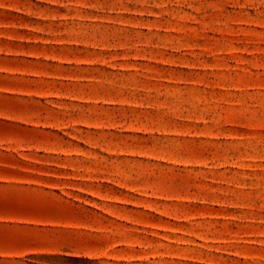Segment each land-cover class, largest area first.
Masks as SVG:
<instances>
[{
    "label": "rangeland",
    "instance_id": "rangeland-1",
    "mask_svg": "<svg viewBox=\"0 0 264 264\" xmlns=\"http://www.w3.org/2000/svg\"><path fill=\"white\" fill-rule=\"evenodd\" d=\"M0 264H264V0H0Z\"/></svg>",
    "mask_w": 264,
    "mask_h": 264
}]
</instances>
